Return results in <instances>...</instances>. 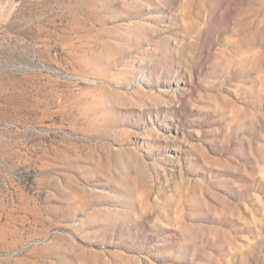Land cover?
Instances as JSON below:
<instances>
[{
	"label": "rangeland",
	"instance_id": "rangeland-1",
	"mask_svg": "<svg viewBox=\"0 0 264 264\" xmlns=\"http://www.w3.org/2000/svg\"><path fill=\"white\" fill-rule=\"evenodd\" d=\"M0 264H264V0H0Z\"/></svg>",
	"mask_w": 264,
	"mask_h": 264
}]
</instances>
